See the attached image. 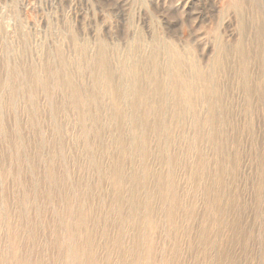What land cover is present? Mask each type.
I'll return each instance as SVG.
<instances>
[{
    "label": "rangeland",
    "instance_id": "1",
    "mask_svg": "<svg viewBox=\"0 0 264 264\" xmlns=\"http://www.w3.org/2000/svg\"><path fill=\"white\" fill-rule=\"evenodd\" d=\"M151 263L264 264V0H0V264Z\"/></svg>",
    "mask_w": 264,
    "mask_h": 264
},
{
    "label": "bare ground",
    "instance_id": "2",
    "mask_svg": "<svg viewBox=\"0 0 264 264\" xmlns=\"http://www.w3.org/2000/svg\"><path fill=\"white\" fill-rule=\"evenodd\" d=\"M128 70V69H127ZM173 202V201H172ZM69 250V249H68ZM73 251V250H72ZM75 251V250H74ZM83 253H84V251H83ZM81 254V253H80ZM82 258V257H81ZM152 264V263H151Z\"/></svg>",
    "mask_w": 264,
    "mask_h": 264
}]
</instances>
